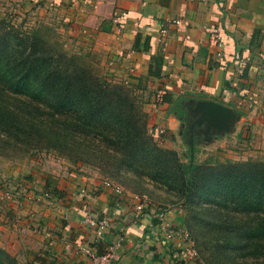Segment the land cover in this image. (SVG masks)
<instances>
[{"label": "crops", "instance_id": "obj_1", "mask_svg": "<svg viewBox=\"0 0 264 264\" xmlns=\"http://www.w3.org/2000/svg\"><path fill=\"white\" fill-rule=\"evenodd\" d=\"M26 2L59 14L67 38L94 55L108 79L131 90L146 114L151 137L162 147L172 149L177 137L189 135L188 101L204 100L230 108L236 115L228 132L210 134L207 140L194 127L196 152L205 150L203 146L237 144L246 129L250 139L246 145L238 143L239 150L247 157L264 155V0ZM165 20L179 24H169L161 36L159 23ZM210 32L220 35L219 48L208 44ZM157 90L165 92L159 105L153 103ZM37 173L32 170L25 175L34 178V186L28 188L34 191V202L8 208L12 223L5 224L11 230V248L16 246L11 254L19 257L16 252H20L28 264H90L78 245L102 254L113 243L117 258L111 264H195L179 258L185 243L178 235L183 230L178 209L164 211L169 222L165 231L172 233L167 240L165 231L153 223L162 210L144 205L137 217L132 196L116 197L94 175L95 179L81 175L69 182L47 175L63 192L61 198L49 200L42 196ZM17 212L21 221L14 218ZM86 218L108 221V229L96 242ZM4 245L9 247L6 240Z\"/></svg>", "mask_w": 264, "mask_h": 264}, {"label": "trees", "instance_id": "obj_2", "mask_svg": "<svg viewBox=\"0 0 264 264\" xmlns=\"http://www.w3.org/2000/svg\"><path fill=\"white\" fill-rule=\"evenodd\" d=\"M2 24L0 148L39 146L120 183L121 176L147 180L180 209L198 264H264V158L196 164L193 137L192 156L188 148L181 161L148 134L146 114L128 88L92 74L40 29L20 37ZM249 139L244 129L238 143ZM39 172L43 198H61ZM0 264L22 263L0 247Z\"/></svg>", "mask_w": 264, "mask_h": 264}, {"label": "rangeland", "instance_id": "obj_3", "mask_svg": "<svg viewBox=\"0 0 264 264\" xmlns=\"http://www.w3.org/2000/svg\"><path fill=\"white\" fill-rule=\"evenodd\" d=\"M0 21H3L2 25L4 28H11L9 30L13 29L12 31L14 35H18L20 37L25 34H29L33 28L40 29L41 34L48 40L50 45L55 44L58 46V48H60V50L65 55L70 56L78 64L86 67L91 71L92 74L104 76L102 67H98L95 56L86 49L76 45L74 40L72 41L67 38L66 29L60 20L59 14L56 12H49L47 9L41 8L36 9L33 2L29 3L26 2V0H0ZM106 78L108 79L107 76ZM109 80L116 83V81H112L111 79ZM129 92L136 99L137 103L141 105L139 103V99H137L131 90H129ZM147 129H149L148 121ZM147 132L151 136V133L149 131ZM228 144L229 146H220L217 148L214 146H203L205 150L202 151L201 149L197 148L194 162L196 164H201L207 161L215 163L224 162L227 160L244 161V159L248 158H264V155L254 158L247 157L244 154V151L239 150L237 145L238 143ZM174 146V148L169 150L175 151L181 158V161L185 162L188 149L186 139H184V137L183 139L177 137V142L174 144ZM32 170L38 172L48 171V175L53 173L52 175L60 182H69L74 178L76 180V178H79L81 175L87 177H92L91 175H94L99 181H101V183L109 182L118 186L121 188L124 195L137 197L139 201H142V203L145 205V208L147 209H149L148 207H152V211H167L170 209H178L180 211L178 206L173 204V199L171 196L165 194L161 189L154 187L149 182H147V180L132 178L129 176H121L120 183L87 162L75 160L73 157L71 159H67L57 155L53 151L40 149L39 146H34V148L29 149H25L22 146H20V149L0 148V181L3 184V187L16 199L13 200V202L11 201L10 204L0 201V227H2L0 228V247L3 246L4 249L7 247L4 245L5 240L8 242V246L11 248V243H9V240L12 238H10L9 233L11 231L10 227L5 226V224L12 223V220L10 221V218H8L9 213L7 209H13L12 207L16 206L18 207L20 202L23 201L22 197L25 193L34 192L28 191L29 187L32 188V186H34V182L32 183L33 179L29 182L25 180V177L30 175ZM14 171L16 172L15 176L12 174ZM92 178L95 179L94 177ZM42 205H45V203L40 204V206ZM32 212H34V210ZM20 215H18L17 212V214L14 216V218H16L15 220L21 221L19 218L21 217ZM3 217L7 219H4ZM182 229L190 238L189 232L185 228L184 223L182 224ZM189 240L196 259V248L194 247L192 239ZM9 247H7L8 250L6 249L9 253L15 251L16 249V246L11 249ZM16 253L19 255V257H17L19 262L22 264H28V262L24 261V257H20V252ZM194 263L198 264L196 261Z\"/></svg>", "mask_w": 264, "mask_h": 264}, {"label": "built area", "instance_id": "obj_4", "mask_svg": "<svg viewBox=\"0 0 264 264\" xmlns=\"http://www.w3.org/2000/svg\"><path fill=\"white\" fill-rule=\"evenodd\" d=\"M52 3V2H51ZM52 6V5H51ZM171 24V25H178L179 21L178 20H165L162 21L161 23H159V34L161 36H163L166 32V27ZM118 30L120 29V26L117 27ZM221 37L218 33L215 32H210L208 35V44L211 47L214 48H219L221 46ZM165 92L163 90H157L154 95H153V103L155 105H159L162 103L163 100V96H164ZM247 99H250V97L248 96ZM163 133L162 129H158L157 130V135H161ZM103 187H105L106 189H109L116 197H121L122 196V190L121 188H119L118 186L111 184L109 182H103ZM24 202L27 203H31L34 202V192H27L24 194V196L22 197ZM135 204H134V212L135 215L138 217L139 215H141L142 210H143V206L144 204L142 203V201H139V199L137 197H133ZM13 200H16L13 195H11L4 187L3 184L0 181V201L5 202L7 204H10V202ZM119 202V200H117L115 203L117 206V203ZM155 218L158 221V225L159 228L162 230H166L167 228H169V222L166 219V213L164 211H160L155 215ZM85 223H87L89 226L94 228V242H96L97 240H99L102 235L104 234V232L108 229L109 224L107 219L103 218L100 220H94V219H90V218H86L85 219ZM171 234L168 231H165L164 237L167 240L171 239ZM179 237L181 238V240L185 243L184 248L181 250V253L179 254V258L183 263L186 262H194L195 261V253L193 251V249L191 248V243L188 240L187 237V233L182 230L178 233ZM78 251H80L81 254H83L85 257L88 258V260L90 261V264H111V262L113 260H115L116 257V251H117V245L116 243L110 244L108 245V247L106 248V250H104V252L102 254H96L94 251H92L91 248L87 247V246H81L78 245Z\"/></svg>", "mask_w": 264, "mask_h": 264}, {"label": "water", "instance_id": "obj_5", "mask_svg": "<svg viewBox=\"0 0 264 264\" xmlns=\"http://www.w3.org/2000/svg\"><path fill=\"white\" fill-rule=\"evenodd\" d=\"M236 113L234 110L222 106L212 101H188L186 108V118L188 132L189 157L192 156V136L193 128L197 127L203 140H207L210 134L222 135L228 132Z\"/></svg>", "mask_w": 264, "mask_h": 264}, {"label": "flooded vegetation", "instance_id": "obj_6", "mask_svg": "<svg viewBox=\"0 0 264 264\" xmlns=\"http://www.w3.org/2000/svg\"><path fill=\"white\" fill-rule=\"evenodd\" d=\"M189 135H190V133H189ZM189 135L187 136V138L189 137ZM191 136H192V139H193V137H195V139L197 138V136H194V133H191ZM187 141H188V139H187Z\"/></svg>", "mask_w": 264, "mask_h": 264}]
</instances>
